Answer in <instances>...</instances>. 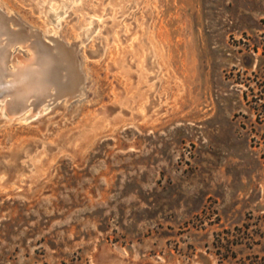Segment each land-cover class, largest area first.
<instances>
[{
  "label": "rangeland",
  "instance_id": "1",
  "mask_svg": "<svg viewBox=\"0 0 264 264\" xmlns=\"http://www.w3.org/2000/svg\"><path fill=\"white\" fill-rule=\"evenodd\" d=\"M0 15L54 55L32 117L0 101V264L264 256V0H0ZM8 54L11 70L32 59Z\"/></svg>",
  "mask_w": 264,
  "mask_h": 264
},
{
  "label": "bare ground",
  "instance_id": "2",
  "mask_svg": "<svg viewBox=\"0 0 264 264\" xmlns=\"http://www.w3.org/2000/svg\"><path fill=\"white\" fill-rule=\"evenodd\" d=\"M12 31L9 21L0 15V101H6L5 110L10 117H16L33 107L30 113L22 118L25 120L41 109L45 93L53 87L50 65L54 55L34 33ZM17 44L29 48L32 51V59L18 66L14 63L11 70L7 66L14 61H10L8 52L10 47ZM31 99L35 100L29 105Z\"/></svg>",
  "mask_w": 264,
  "mask_h": 264
},
{
  "label": "trees",
  "instance_id": "3",
  "mask_svg": "<svg viewBox=\"0 0 264 264\" xmlns=\"http://www.w3.org/2000/svg\"><path fill=\"white\" fill-rule=\"evenodd\" d=\"M250 264H264V256H256V260L250 262Z\"/></svg>",
  "mask_w": 264,
  "mask_h": 264
}]
</instances>
